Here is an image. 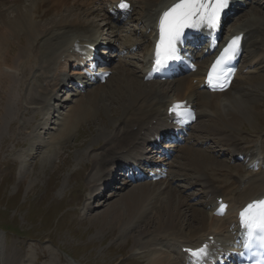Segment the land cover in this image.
<instances>
[{
  "label": "bare ground",
  "instance_id": "1",
  "mask_svg": "<svg viewBox=\"0 0 264 264\" xmlns=\"http://www.w3.org/2000/svg\"><path fill=\"white\" fill-rule=\"evenodd\" d=\"M25 1H28V4H25ZM101 1L0 0V89L2 90L0 126L16 111L28 112L26 105L29 103L40 104L38 108L47 107L49 113L46 122L50 126L54 125L52 128L54 131L50 139L45 140L43 145L42 142L37 144V148L47 146L51 148L60 146L70 139L74 131L85 121L95 119L98 121L96 114L101 104L100 117L105 116L103 110L108 109L112 121L100 119L98 122L96 136L102 137L105 143L98 153L89 155L94 172L90 185L92 189L99 180L108 179L110 172L116 170L117 165L123 162L130 163L131 160L137 161L138 157L143 155L146 150L144 145L147 147L148 144L153 143L151 136L167 127L166 108L174 101H185L195 107L196 120L200 116H214L216 120L223 121L222 139L226 140L235 138L228 130L236 131L242 120H250L254 117L255 108L252 104L250 106V103L264 95V67H261L263 70L257 71L256 74L241 78L239 81L237 79L239 73H237L230 87L224 92L200 90V84L209 62L230 37L240 36L242 48L251 51L253 57L259 55L256 51H259L261 43L264 44V26H262L263 17L257 15L256 10H250L242 21L227 32L213 52L208 50L205 53V48L209 44L204 39L203 32L190 29L189 33L196 37V42L203 44L202 50L197 51L195 55L197 59H201L197 62L196 71L164 82H144L142 76L145 72V64L158 39L159 15L177 0H128L131 5L136 2L142 5L139 13L141 30L147 42L151 43L150 49L145 45L141 47L144 53L140 58L142 62L139 60L143 66L141 67L143 69H139L140 76L135 75L131 69L132 62L125 59L133 56L126 55L119 64L116 62L117 65L114 64V57L119 52L123 50L129 53L136 44L131 36L123 37L119 33L125 30L123 28L128 20L122 19L121 16L116 18L111 16L108 9L105 10L100 6ZM104 1L109 2L114 9V4L119 0ZM247 4L246 0H229L226 11L236 12ZM14 43H17L18 47L8 58L9 50ZM89 44L107 46L111 57L109 60L111 74L108 77L111 82L108 83L107 79L104 83L92 84L86 87L84 92L76 88L72 89L70 97L76 99L70 98L68 101L71 103L66 99L68 105L64 111H61V105L53 104L54 101L60 100L58 88L66 84L74 75L82 76L74 67L77 65V58ZM116 49L119 52L113 54ZM263 61L261 60L260 63ZM12 70H21L20 76L17 77ZM23 83L27 85V95H19V97L17 94L16 97L15 94L11 95L12 89L23 87ZM106 83L108 85H105ZM68 87L72 88L74 85ZM67 92L69 93L68 90L65 93ZM224 107L233 110L231 113L226 111V114L222 112ZM114 121L117 125L110 126ZM214 128H210L211 133L216 132ZM39 140L40 138L38 143ZM90 145L94 150V145L91 143ZM230 145L236 157H249V160L256 157L257 149L256 152L261 160L254 172L240 165L236 166L235 172L226 171L223 168L224 160L210 156L207 150L183 145L176 147V152L180 153L178 157L182 158L180 163L177 162L180 164L177 168L192 170L190 175H187L188 178L183 179L193 185L197 184L195 181H201L198 182L201 187L199 193L203 191L201 196L206 197L207 192L210 191L213 192V196L207 197V201L202 204L198 202L199 206L188 204V197H182V191L172 185L169 177L153 184L136 185L111 202L101 214L102 220L108 226V232L146 217L147 221L139 229V234L145 235L146 248L154 255L151 264H196L197 261H192L182 248L190 245L198 246L210 236L215 241L210 248L231 245L238 235L239 210L251 200L264 196V137L257 146H260L261 150L255 149L254 146L243 147L234 143ZM164 162L169 169L175 166L174 159ZM170 172L169 170V174ZM112 180L113 183L116 182L114 186L119 183L115 177ZM180 186L183 189L188 188V186ZM149 197L155 205L146 206ZM217 197H221V203L227 207L223 214L215 216L214 211L216 207L219 209L221 204L216 203ZM131 250L136 251V248L133 247ZM5 257L7 260L1 258V262L10 264L11 253H6Z\"/></svg>",
  "mask_w": 264,
  "mask_h": 264
},
{
  "label": "rangeland",
  "instance_id": "2",
  "mask_svg": "<svg viewBox=\"0 0 264 264\" xmlns=\"http://www.w3.org/2000/svg\"><path fill=\"white\" fill-rule=\"evenodd\" d=\"M247 1L249 4L244 9H242L244 6L239 8L241 10L237 9L235 15L226 21L224 33L229 32L253 9L257 11V15H262L264 26V0ZM25 4H28V1H25ZM101 6L103 7V4ZM141 7L139 2L133 5V21L128 22L123 28L125 30L120 32L123 37L129 35L135 43L140 44L139 51L130 55L133 57L125 58L132 62L131 69L137 76H140L139 69L143 67L140 58L144 49L141 47L150 46L141 31V20L139 21ZM260 46L259 51H256L259 55L255 57L249 50L244 52L238 81L263 70L261 67H264V61L260 62L264 60V44L261 43ZM17 47V43L12 45L8 58ZM123 59L124 57L121 60ZM119 61L115 62L119 64ZM12 71L17 77L20 76L21 70ZM109 81L111 82L110 78L107 82ZM26 86V83H23V87L17 90L13 88L11 95L15 94V97L16 94L18 97L27 95ZM0 91L2 94L1 89ZM57 92L60 100L54 101L53 104L61 105L60 110L64 111L72 96L70 97V93H64L62 86ZM251 104L255 108L254 119L242 120L236 131L228 130L234 134L235 138H231L233 140L222 139L223 121L216 120L214 116H200L192 126L190 139L183 146L207 150L210 156L224 160L225 167H222L226 171L235 172L237 165L250 168L252 162L247 165V162L240 163L233 158L234 153L231 150L233 148L230 144L260 149V146H257L264 137V95L251 102L250 106ZM39 105L29 103L26 105L28 112L16 111L15 116L11 115L6 119L8 121L0 126V264H3L1 258L7 260L5 254L8 252L12 255L10 264H151L154 255L146 248L145 235L139 234V229L147 221L146 217L124 226L125 228L122 226L108 232V226L102 220L101 214L111 202L134 186L155 182L127 185L125 184L127 182L121 180L118 181L117 185L120 186L118 188L117 185L110 187V180H99L92 189L90 186L94 172L89 155L98 153L105 143L102 137L96 136L98 122L100 119L112 121L111 112L108 109L103 110L105 116L100 117L102 111L100 104L101 107L98 106L96 114L98 117L95 116L99 118L98 121L95 119L97 122L85 121L74 131L70 139L60 146L51 147L55 150L49 146L39 149L37 144L42 142L43 145L54 131L52 129L54 125L50 126L46 122L49 110L47 107L38 108ZM225 108L222 112L226 114L233 110ZM114 125H117L115 121L110 124ZM210 128L216 129V132L211 133ZM90 143L94 145V150ZM256 151L255 153L258 152ZM179 155L178 152L173 158L175 166L169 169L171 171L169 179L172 180L173 186L182 191L183 198L188 197V204L199 206L208 198L201 196L203 191L199 193L201 187L198 182L201 181H195L197 184L194 185L185 181L192 170L177 168L182 161ZM251 168L253 171L254 168ZM180 185L188 188L183 189ZM147 200L146 206L155 205L150 197ZM133 247L136 251L131 250Z\"/></svg>",
  "mask_w": 264,
  "mask_h": 264
},
{
  "label": "snow or ice",
  "instance_id": "3",
  "mask_svg": "<svg viewBox=\"0 0 264 264\" xmlns=\"http://www.w3.org/2000/svg\"><path fill=\"white\" fill-rule=\"evenodd\" d=\"M118 6L124 10L131 7L127 0H121ZM228 7L229 0H177L160 13L157 21L158 39L154 47V68L159 70L166 67L169 62L179 59V45L186 29L217 30L221 17ZM240 40V36H233L212 63L207 74V83L212 91H224L229 87L235 72L230 64L239 54ZM169 112L195 119L190 112L184 111L183 102L173 103ZM251 166L256 167L255 164ZM226 207L221 203L217 214H223ZM238 216L239 225L244 230L243 247L245 249L256 247L264 257V198L248 202ZM186 251L191 260L199 264H203L208 255L207 245ZM256 264H264V259L257 261Z\"/></svg>",
  "mask_w": 264,
  "mask_h": 264
}]
</instances>
